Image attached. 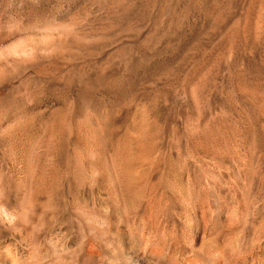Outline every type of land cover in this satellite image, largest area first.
I'll return each mask as SVG.
<instances>
[{"label":"rangeland","instance_id":"rangeland-1","mask_svg":"<svg viewBox=\"0 0 264 264\" xmlns=\"http://www.w3.org/2000/svg\"><path fill=\"white\" fill-rule=\"evenodd\" d=\"M263 256L264 0H0V264Z\"/></svg>","mask_w":264,"mask_h":264},{"label":"bare ground","instance_id":"bare-ground-1","mask_svg":"<svg viewBox=\"0 0 264 264\" xmlns=\"http://www.w3.org/2000/svg\"><path fill=\"white\" fill-rule=\"evenodd\" d=\"M258 257V256H257ZM259 257H261V256H259ZM264 257V256H263ZM209 258V257H208ZM212 259V258H211ZM230 259V258H229ZM255 259H257V258H255ZM207 261H205V264H215V263H212L213 261H211L210 259L208 260V259H206ZM262 260V259H261ZM264 260V259H263ZM230 261H231V259H230ZM257 261V260H256ZM255 261V262H256ZM261 262V261H260ZM231 263V262H230ZM263 263V262H262ZM224 264H229V260H228V257L227 258H225L224 259ZM258 264V263H257Z\"/></svg>","mask_w":264,"mask_h":264}]
</instances>
